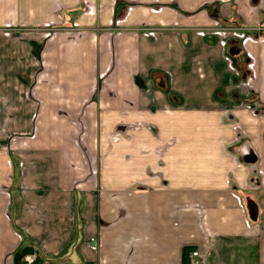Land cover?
I'll return each instance as SVG.
<instances>
[{"label": "crops", "instance_id": "1", "mask_svg": "<svg viewBox=\"0 0 264 264\" xmlns=\"http://www.w3.org/2000/svg\"><path fill=\"white\" fill-rule=\"evenodd\" d=\"M0 130V264H264V0H0Z\"/></svg>", "mask_w": 264, "mask_h": 264}, {"label": "trees", "instance_id": "2", "mask_svg": "<svg viewBox=\"0 0 264 264\" xmlns=\"http://www.w3.org/2000/svg\"><path fill=\"white\" fill-rule=\"evenodd\" d=\"M232 47H234V49L239 50V47H235V46H232ZM32 254L37 255V253H35L32 247L23 244L13 253V263L14 264H26L25 258ZM187 255H188V251L186 250L184 253L185 258H187ZM42 262L43 260L37 255V260L35 261L34 264H42Z\"/></svg>", "mask_w": 264, "mask_h": 264}, {"label": "built area", "instance_id": "3", "mask_svg": "<svg viewBox=\"0 0 264 264\" xmlns=\"http://www.w3.org/2000/svg\"><path fill=\"white\" fill-rule=\"evenodd\" d=\"M36 260H37L36 254L29 255L25 258L26 264H34ZM190 264H201L200 254L198 251L191 253Z\"/></svg>", "mask_w": 264, "mask_h": 264}, {"label": "rangeland", "instance_id": "4", "mask_svg": "<svg viewBox=\"0 0 264 264\" xmlns=\"http://www.w3.org/2000/svg\"><path fill=\"white\" fill-rule=\"evenodd\" d=\"M223 26L220 23V27ZM232 35L235 34V32H233V30L231 31ZM235 47H239V43L236 40L235 43L233 44ZM21 131H8V130H0V142H4V140L8 139L9 137H13L15 135V133H19Z\"/></svg>", "mask_w": 264, "mask_h": 264}, {"label": "water", "instance_id": "5", "mask_svg": "<svg viewBox=\"0 0 264 264\" xmlns=\"http://www.w3.org/2000/svg\"><path fill=\"white\" fill-rule=\"evenodd\" d=\"M250 215L252 216V214L250 213Z\"/></svg>", "mask_w": 264, "mask_h": 264}]
</instances>
